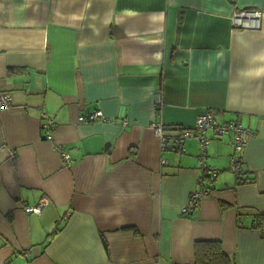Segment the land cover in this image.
<instances>
[{"label": "crops", "instance_id": "1", "mask_svg": "<svg viewBox=\"0 0 264 264\" xmlns=\"http://www.w3.org/2000/svg\"><path fill=\"white\" fill-rule=\"evenodd\" d=\"M244 8L258 29L232 25ZM0 91V264H193L208 240L264 264V0H0ZM97 109L106 120H88ZM206 109L250 130L253 180L236 183L232 135L209 130L215 174L182 215L198 142L162 150L150 124L191 128Z\"/></svg>", "mask_w": 264, "mask_h": 264}, {"label": "built area", "instance_id": "2", "mask_svg": "<svg viewBox=\"0 0 264 264\" xmlns=\"http://www.w3.org/2000/svg\"><path fill=\"white\" fill-rule=\"evenodd\" d=\"M262 12L259 10L241 9L235 12L232 18V25L236 28H250L258 29L260 27ZM11 102V95L8 92L0 91V109L8 107ZM88 120H106L103 112L97 109L88 115ZM126 122H124L125 124ZM55 121L52 116L45 113L41 115V131L43 137L50 140L53 135ZM150 127L153 129L155 136L159 140L162 150H182L184 141L188 138H195L199 146L198 165L203 170L202 175H207L211 179L215 171L210 169L205 164L206 146L209 142L207 132L212 130L215 135H232V146L234 152L230 159V167L233 172L239 171V152L246 144V140L250 135V130L244 128L236 121H228L224 123H217L215 120L214 110L206 109L202 114L198 115L195 124L191 128H181L171 131H166L164 126L159 121H152ZM55 150L60 153L66 164H70V156L67 152L62 151L60 146H56ZM10 158H14L12 151L9 153ZM201 177L198 178L199 188L189 194L187 203L181 208V214L186 215L188 212L194 210L201 203L204 196L208 193V189L204 187V182ZM44 201L40 200L34 205L23 206V211L26 213H39L42 211Z\"/></svg>", "mask_w": 264, "mask_h": 264}, {"label": "trees", "instance_id": "3", "mask_svg": "<svg viewBox=\"0 0 264 264\" xmlns=\"http://www.w3.org/2000/svg\"><path fill=\"white\" fill-rule=\"evenodd\" d=\"M181 129V128H176ZM241 158L239 156V171L234 172L236 175V183L251 182L253 178H248L241 168ZM204 187H207L209 178L207 175H202ZM206 182V184H205ZM253 226L258 227L262 231L264 227V214H256L253 218ZM193 264H234L233 258L226 254L221 246V243L216 240L198 241L194 248V262Z\"/></svg>", "mask_w": 264, "mask_h": 264}, {"label": "rangeland", "instance_id": "4", "mask_svg": "<svg viewBox=\"0 0 264 264\" xmlns=\"http://www.w3.org/2000/svg\"><path fill=\"white\" fill-rule=\"evenodd\" d=\"M227 136V135H226Z\"/></svg>", "mask_w": 264, "mask_h": 264}]
</instances>
